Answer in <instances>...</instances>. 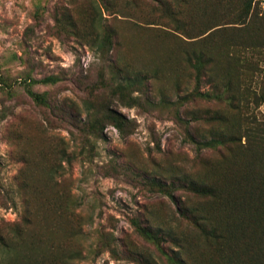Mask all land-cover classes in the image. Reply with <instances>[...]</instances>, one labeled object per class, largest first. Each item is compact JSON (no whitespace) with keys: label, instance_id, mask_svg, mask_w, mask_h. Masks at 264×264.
<instances>
[{"label":"rangeland","instance_id":"374dc122","mask_svg":"<svg viewBox=\"0 0 264 264\" xmlns=\"http://www.w3.org/2000/svg\"><path fill=\"white\" fill-rule=\"evenodd\" d=\"M158 1L0 0V234L23 229L11 252L47 263L72 256L71 264H139L137 253H148L165 264L131 220L152 215L175 233L193 234L170 218L174 206L156 183L202 177L209 170L203 159H218L221 149L199 153L188 137L207 140L220 127L204 121V111L227 110L196 94L211 75L220 82L226 73L233 86L251 77L264 83V23L248 18L252 43L261 46L243 55L258 71L240 72L224 63L229 52L241 57L230 45L249 37L247 25L237 24L243 0ZM253 8L261 17L264 0ZM216 20L220 32L197 37ZM139 73L141 85L126 92L138 105H124L112 91ZM47 77L57 82H36ZM89 104L130 119V134L110 125L100 137L88 134ZM258 114L264 118V103ZM174 196L187 203L184 192Z\"/></svg>","mask_w":264,"mask_h":264},{"label":"trees","instance_id":"16d2710c","mask_svg":"<svg viewBox=\"0 0 264 264\" xmlns=\"http://www.w3.org/2000/svg\"><path fill=\"white\" fill-rule=\"evenodd\" d=\"M156 2L162 5L158 0ZM255 4L260 5V2ZM253 9V0H243L237 14V24L246 26L250 15L253 20L256 18L264 23V8L261 17L258 13L253 15ZM220 26L221 20L209 23L197 37L207 34L204 39L212 38L220 32ZM249 26L244 29L249 36L247 40L230 45L240 50L241 57L234 58V53L229 52L224 65L232 64L240 72L256 73L258 64H251L243 55L249 47L259 49L261 46L252 43ZM104 38V42H110L109 36ZM92 42L99 51L102 50L99 34H95ZM194 59L197 62L201 60L197 57ZM252 78L244 84L233 86L226 73L221 75V83L210 76L209 88L198 91L196 99L213 105L221 104L227 111L206 109L204 121L219 126L220 130L210 131L207 140L197 141L191 135L188 138L199 153L221 149V154L214 162L203 159L206 169H209L207 175L198 178L181 175L171 180L169 185L156 183L160 192L170 198L174 206L170 218L188 223L193 234L175 233L171 222H157L152 215L146 222L139 218L131 220L136 233L161 254L163 258L159 259L165 264H264V118L258 114V109L264 103V83H254ZM142 80L144 78L140 73L132 74L116 86L112 95L124 105L136 106L137 99L126 92L140 86ZM197 80L200 81V78ZM36 82L54 84L57 79L47 77ZM28 94L37 104H46L43 95L32 90H28ZM86 111L83 129L90 135L100 137L105 125L112 126L122 137L131 132V120L109 106L95 110L89 104ZM219 166L221 173L217 174L214 167ZM178 191L185 193L187 203L176 199L174 193ZM22 231L21 225L16 224L7 236L0 234V264H71L72 256L47 263L11 252L10 241L20 238ZM198 239L204 241L205 247L197 245ZM166 245L172 247L168 249L170 254L166 252ZM137 255L139 264H160L151 254Z\"/></svg>","mask_w":264,"mask_h":264}]
</instances>
